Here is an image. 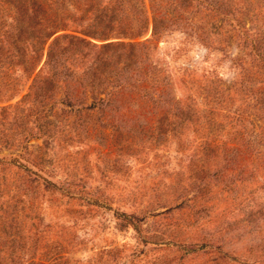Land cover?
Here are the masks:
<instances>
[{"label":"rangeland","instance_id":"obj_1","mask_svg":"<svg viewBox=\"0 0 264 264\" xmlns=\"http://www.w3.org/2000/svg\"><path fill=\"white\" fill-rule=\"evenodd\" d=\"M210 3L166 0L168 29L138 39L192 114L176 136L156 140L152 102L89 109L0 63V264H264V0ZM215 136L263 154H203Z\"/></svg>","mask_w":264,"mask_h":264},{"label":"trees","instance_id":"obj_2","mask_svg":"<svg viewBox=\"0 0 264 264\" xmlns=\"http://www.w3.org/2000/svg\"><path fill=\"white\" fill-rule=\"evenodd\" d=\"M164 1L148 0V5L146 0H0V63L15 66L18 62L26 71L41 64L32 85L36 91L53 97L62 82L69 102L80 103L81 95L90 96L89 109L126 110L129 114L133 106L142 109L152 102L160 108L150 110L158 121L156 140L168 131L176 136L180 132L177 127L192 114L179 111L168 83L157 78L158 68L147 63L152 40L138 41L150 31L151 23L154 37L168 29L171 16L163 11ZM180 1L187 4L190 0ZM205 1L213 6L210 0ZM67 20L80 30L59 34L69 30ZM15 56L20 60L15 62ZM261 62L264 66V56ZM66 63L81 69L87 66L77 73ZM170 118L174 119L170 130L161 131ZM217 139L206 138L201 152L263 154L261 140L247 141L243 150L244 142Z\"/></svg>","mask_w":264,"mask_h":264}]
</instances>
